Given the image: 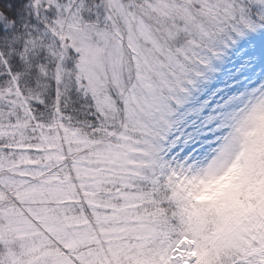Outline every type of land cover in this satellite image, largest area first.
<instances>
[{
    "label": "snow or ice",
    "instance_id": "1",
    "mask_svg": "<svg viewBox=\"0 0 264 264\" xmlns=\"http://www.w3.org/2000/svg\"><path fill=\"white\" fill-rule=\"evenodd\" d=\"M0 264H264V0H0Z\"/></svg>",
    "mask_w": 264,
    "mask_h": 264
}]
</instances>
